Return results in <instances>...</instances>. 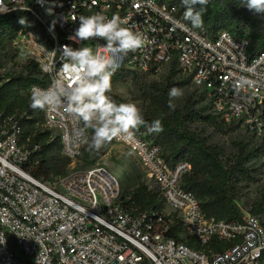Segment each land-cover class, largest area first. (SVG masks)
I'll list each match as a JSON object with an SVG mask.
<instances>
[{
    "label": "built area",
    "instance_id": "2783aa9c",
    "mask_svg": "<svg viewBox=\"0 0 264 264\" xmlns=\"http://www.w3.org/2000/svg\"><path fill=\"white\" fill-rule=\"evenodd\" d=\"M101 10L128 19L129 26L143 32L142 50L129 53L120 68L158 75L177 62L182 77L204 94L209 113L227 126L250 134L261 150L264 181V51L250 53V40L236 38L226 29L211 33L206 27L193 28L183 19L184 11L161 0H0V17L25 11L44 25L52 46L37 41L27 31L31 48L28 59L39 62L48 76V88L58 76L61 47H81L69 36L81 15ZM73 16L77 21H73ZM21 31L13 46L23 40ZM27 37V36H26ZM25 37V38H26ZM95 41L97 44L103 41ZM55 50V51H53ZM5 68L0 69V87ZM242 83L237 91L235 85ZM34 86V85H33ZM32 88V87H31ZM31 92V89H30ZM46 125L61 139L62 153L72 162L82 155L89 138L67 107L44 110ZM19 121L0 107V264H259L264 257V225L260 218L243 209L234 221L207 218L199 200L182 186L191 164L170 167L162 148L134 131L132 136L113 139L129 147L149 179L160 190L166 205L202 246L212 240L231 242L223 252L196 250L167 234L163 218L128 205L132 199L119 179L104 166L72 169L53 183L42 182L24 165L41 149L22 140ZM173 219L171 218L170 221Z\"/></svg>",
    "mask_w": 264,
    "mask_h": 264
},
{
    "label": "trees",
    "instance_id": "16d2710c",
    "mask_svg": "<svg viewBox=\"0 0 264 264\" xmlns=\"http://www.w3.org/2000/svg\"><path fill=\"white\" fill-rule=\"evenodd\" d=\"M161 1L185 11L182 0ZM206 7L202 27H206L211 33L226 29L236 38L250 40V53L253 55L264 51V28L261 26L264 20L259 22L256 14L243 7V0H209ZM21 18L26 20L25 25L20 24ZM21 31H32L38 42L49 48L52 46L49 30L36 17L25 11H15L0 17V53L7 49V45ZM1 68L4 67L0 64ZM149 75L123 67L112 77V82L131 79L142 91L143 99L148 102L143 112L145 124L135 131L144 134L148 140L162 148L163 157L170 167L173 168L181 162L191 164V170L184 175L182 186L199 200L207 218L224 221L242 219L244 214L238 201L242 184H253L260 179L263 181L261 166L254 167V159H260V148L239 142L235 154L227 158L223 147L210 143L206 136L191 127L194 123L201 122L222 133L237 131L235 127L224 125L215 115L209 113L204 104L203 93L195 89L187 97L183 107L174 101L175 108H169V89H181L185 84L191 83L190 78L180 75L177 62L172 64L164 81H150ZM47 83L48 76L43 73L39 62L27 59L21 73L6 74L5 82L0 87V107L6 115L14 116L19 121L23 128L22 140L28 143L30 149L35 144L41 146L24 168L40 181L53 183L56 178L67 173L60 167L55 149L65 159V165L72 160L63 155L60 137H53L50 129L43 128L46 125L44 111L30 107L31 87L36 84L45 86ZM110 95L119 103L117 96L112 93ZM156 119L161 120L163 130L158 133L150 132L149 127ZM88 131L91 138L92 130ZM84 153L83 146L80 157ZM126 193L132 196L128 202L131 208L146 212L151 217L163 218L162 224L168 226L167 234L190 247L207 253L223 252L231 247V242L216 239L207 246L199 244L197 238L185 230L177 214L174 213L171 217L165 215L166 201L158 188L154 190L143 182L132 192ZM249 210L261 220L260 216L264 214V194ZM262 223L264 225V221ZM185 232L186 236L182 237Z\"/></svg>",
    "mask_w": 264,
    "mask_h": 264
},
{
    "label": "clouds",
    "instance_id": "9594fccd",
    "mask_svg": "<svg viewBox=\"0 0 264 264\" xmlns=\"http://www.w3.org/2000/svg\"><path fill=\"white\" fill-rule=\"evenodd\" d=\"M96 0H93L95 3ZM209 0H182L185 7L183 19L193 28L203 26V15ZM200 7L197 8L196 6ZM243 7L256 15L264 16V0H243ZM73 21L77 18L73 16ZM79 25L69 39L74 42L103 41L95 48L89 46L61 47V64L58 76L48 88L32 86L30 107L33 110H60L68 108L69 113L81 121L84 129L75 133L79 138L84 130L91 129V146L97 150L116 138L132 136L134 131L145 124L142 109L134 102H116L110 95L112 77L120 69L123 58L129 53L142 50L146 44L145 34L128 19L113 14L109 18L103 10L92 15H81ZM25 25L26 20L20 19ZM55 51V50H53ZM237 91L242 83L235 85ZM182 91L172 87L168 91V106L175 108L174 101ZM163 130L162 122L156 119L149 127L150 132ZM5 242L0 236V244Z\"/></svg>",
    "mask_w": 264,
    "mask_h": 264
},
{
    "label": "rangeland",
    "instance_id": "374dc122",
    "mask_svg": "<svg viewBox=\"0 0 264 264\" xmlns=\"http://www.w3.org/2000/svg\"><path fill=\"white\" fill-rule=\"evenodd\" d=\"M257 16L258 21L263 22L264 16ZM261 26L264 28V23H262ZM21 39L23 40L19 41L18 45L16 44L18 49L13 46L12 42L7 45V49L5 51L0 53V64L5 68L4 74L16 75L23 71L26 60L28 59V51L31 48L28 32H24ZM96 45L97 43L95 41H86L82 43L81 47L89 46L95 48ZM168 74V70L166 69L158 75H149V80L164 81ZM178 77L181 76L179 75ZM180 90L182 91V96L175 101L180 107H183L187 97L195 92V87L192 83H187ZM111 93L119 98V102L136 103L140 106L142 112H144L147 108L148 102L143 99L144 97L142 91L131 79L112 82ZM191 127L196 129L201 135L206 136L210 143L223 147L227 158H231L235 154L236 145L239 142L248 144L250 147H257V143L253 137L242 130L222 133L215 127L201 122L194 123ZM43 128L50 129L53 133V137L56 136L57 132L55 129H52L49 126H44ZM84 147V155L66 165L64 163L65 159H63L59 151L55 149L54 153L57 154L60 167L69 172L74 168L87 169L100 165L106 167L119 179L125 192H132L143 182L150 188L157 190L155 182L149 179L134 152L126 145L112 140L110 143H106L102 148L97 150L91 146V138L89 137L86 140ZM254 167H260L259 157L254 159ZM262 194H264V181H261L260 179L258 182L253 184H247L244 182L242 184L240 198L238 200L241 208L245 210L251 209L259 201ZM165 211L171 212L172 210L166 206ZM260 217L263 222L264 214ZM186 233L187 232H185L182 237H185ZM259 264H264V261H261Z\"/></svg>",
    "mask_w": 264,
    "mask_h": 264
}]
</instances>
